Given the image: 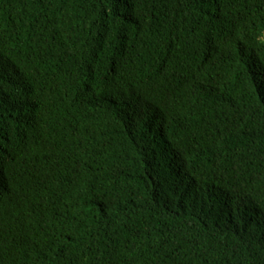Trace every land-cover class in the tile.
Wrapping results in <instances>:
<instances>
[{
    "label": "trees",
    "instance_id": "trees-1",
    "mask_svg": "<svg viewBox=\"0 0 264 264\" xmlns=\"http://www.w3.org/2000/svg\"><path fill=\"white\" fill-rule=\"evenodd\" d=\"M0 264H264V0H0Z\"/></svg>",
    "mask_w": 264,
    "mask_h": 264
},
{
    "label": "bare ground",
    "instance_id": "bare-ground-1",
    "mask_svg": "<svg viewBox=\"0 0 264 264\" xmlns=\"http://www.w3.org/2000/svg\"><path fill=\"white\" fill-rule=\"evenodd\" d=\"M2 180V179H1ZM4 181L2 180V183H3ZM2 183H1V185H2Z\"/></svg>",
    "mask_w": 264,
    "mask_h": 264
}]
</instances>
